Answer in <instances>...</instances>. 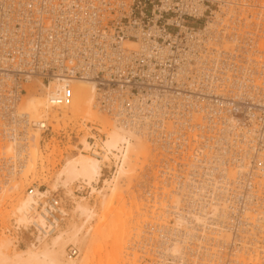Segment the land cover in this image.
Instances as JSON below:
<instances>
[{"label": "built area", "instance_id": "2783aa9c", "mask_svg": "<svg viewBox=\"0 0 264 264\" xmlns=\"http://www.w3.org/2000/svg\"><path fill=\"white\" fill-rule=\"evenodd\" d=\"M234 77L241 81L231 86ZM35 80L57 85L52 108L70 105L71 82L91 81L111 122L146 118L151 130L155 123L153 143L167 153L164 183L217 176L203 164L192 166L194 157L211 155L224 130L248 132V142L234 140L228 149L243 156L250 150L249 163L228 158L224 168H247L227 189L240 195L232 201L237 224L245 210L256 213L261 191L252 192L248 182L264 186V0H0V189L22 164L7 162L4 144L11 134L22 138L38 126L17 111ZM93 126L94 138L102 136ZM53 133L52 126L42 129V135ZM94 138H88L91 146ZM37 199L47 223L33 220L27 230L46 238L64 220L62 200L57 192ZM7 231L15 242L24 232L13 222ZM233 239L239 246L238 236Z\"/></svg>", "mask_w": 264, "mask_h": 264}, {"label": "bare ground", "instance_id": "6f19581e", "mask_svg": "<svg viewBox=\"0 0 264 264\" xmlns=\"http://www.w3.org/2000/svg\"><path fill=\"white\" fill-rule=\"evenodd\" d=\"M210 24L211 22H208L205 28L208 27L209 29ZM195 33L200 34L202 31L196 29ZM35 81L30 82L32 84L27 87V94L23 97L19 105V110L17 111L18 113L27 114L31 119L32 117L36 118V120L32 119V121L38 123V126L34 131L30 132L28 136L22 138L18 137V135L11 134L12 136L7 140L8 143L4 144L3 148L5 154L11 156L6 158L7 162H10L11 158L18 160V162L22 160V164L19 166L20 174H15L16 176L18 175L17 177L23 176L24 174H27L26 177H30V169H33V171L35 170V160L37 157L41 156L39 142L42 129L51 126L49 121L45 118V120L42 119L50 112L48 110L51 108V98H47L48 96L27 97V95L37 89L45 90L46 93L49 94L53 89L57 88V85L54 86L51 84L50 87L47 88L41 84L40 81ZM240 81L241 77H234V80L231 81V86L238 85ZM71 83H82V85L71 84L72 103H77V106L84 111V117L88 118V120L95 121L99 126L98 130L102 136L94 138L93 146L84 138L81 142L80 150H83L85 153L78 152L70 157L63 158L64 160L61 167L56 171L53 177V191H50L46 186L45 191H40L36 184H34L36 197L28 192L24 194V196L23 194L20 195V191L17 187L20 180L18 179L15 181L14 172L11 170L9 171V181L1 187L0 197L3 198V201L9 200L10 191L8 190L11 189V198L13 197V207L10 210V214H12L11 221L13 222V226L21 227L24 230V233H21H23V236L28 235L29 242L27 244V249L24 251L25 254L18 253L15 255L14 259H10L9 256L3 252V249H7L10 240L13 245L16 246L18 242L16 244L14 239L8 234V231L7 233L4 231V235L9 236L10 240L0 237V264H125L126 262L125 258L127 257L123 255L127 246L125 236L129 235L131 231L130 228L134 227L137 223V221L136 223L133 222V220L137 218V216L134 215V208L136 207V210L139 209V204L141 203L138 201H133V203L130 202L131 206L129 213L125 205L127 201L125 202L126 199L123 195V190H121L122 185L125 183L124 181H126L127 184V181L136 177V175L139 174L138 171L140 170L141 172L144 166L147 165L143 160H145L148 155L150 157L151 152L143 138L147 139L149 143L156 147L161 153L165 155L167 153L166 150L162 151L161 148H158V146L153 143V138H158V134H156L157 126L155 123L153 125L155 128L151 130V123L148 122L146 118L143 123L138 120H128L126 123L111 122L109 120L110 117L108 118L105 116L102 107L99 106L100 94H98L95 85L91 81H73ZM94 107L104 115H100L94 110ZM61 108L63 107L58 108V111H60L59 109ZM58 115L59 117L62 116L61 113ZM141 118L144 117L142 116ZM24 123L25 121L21 124ZM0 125L3 126L5 124L0 123ZM25 127L27 126L25 125ZM54 127H56V125ZM11 130L16 131V128L13 127ZM234 131V128L224 130L222 135L216 138L213 144L215 145L214 152L211 153V155H209V152H202L201 156H203V158L196 159V157H194L193 163L191 164L194 167L203 164L208 168L211 174L216 172L217 176L209 174V177H205L199 181L188 179L176 180L174 182L164 183V185L161 183L163 187L165 186L166 189L170 188L171 191H166L169 192L167 194L164 193L163 199L161 198L163 202H158L161 207L159 209L157 208L158 216L154 215L155 213L153 210L154 216L152 219L163 221L166 213H171L169 214L170 216L174 215V217L172 216L174 220L173 224L169 225L165 222V224L158 225L159 227L156 228V231L158 234L161 233L159 234L161 235L159 238H167V241L161 239L164 243L171 242V245H168L169 247L164 251L173 254V259L176 258L179 261L177 264H192L188 262L187 254L193 256V261H203V264H226V260L224 259V261L223 257L230 258L232 255L233 258H238L236 259L238 264H264V248L261 251H257L259 245L255 247L257 243H264V186L261 185L262 189L257 185L254 179H252V181L249 180L248 184L252 192L261 191L256 193L259 205L255 207L256 213H254L253 209H249L251 212L248 213L246 210L244 211L241 225L237 224L238 217L234 214L237 212V209H235L234 203H232V201L236 200L240 195H236L232 192L234 195L229 196L227 192V189L236 184L235 175L237 172L242 173L247 170V168L246 166H242V164H238L234 172L227 167L224 168L227 163L226 160L228 158L230 161L245 160L246 162L247 160V163H249V158L251 157L250 150H246L243 156L228 149L229 143L230 146L234 145V140L243 145L245 142L249 141L250 135L248 132H242L240 130ZM251 133L256 140H259L254 127ZM24 140L26 141L25 143ZM60 155L63 156L61 153ZM156 157L157 156L153 154L150 158L154 159ZM259 158V154L254 158L257 166ZM261 160L264 161V156L261 157ZM111 161L114 162L112 163L115 169L101 182L100 179L103 177V165L105 163L109 164ZM12 180L14 181L11 182ZM122 180H124L123 183H120ZM100 182L102 183V188L96 186ZM9 185H11V187L8 188ZM74 189H76L78 193L84 189L88 190V197L90 195H98L100 200V208L98 209L102 210V220L94 232H91L93 228L90 224L93 219L96 218L97 212H95L93 206H89L90 203L87 197L76 195L73 191ZM56 192L61 196L62 200L61 212L65 216L63 222L68 217L67 212L64 211L63 204L64 200L67 199L66 195H68V197L73 200V211L76 213L80 223L63 229L61 228L62 222L61 225L46 238L32 236L27 230V227L33 220H37L41 227H45L44 225L47 223L44 217L46 213L43 212L40 214L37 211V197L47 194L50 195ZM64 193L67 194L65 195ZM251 199L252 197L249 198L247 202ZM95 200H97L96 196ZM163 204L166 206L162 207L161 205ZM164 208L167 210H164ZM205 209L209 211H205ZM168 217L169 216H167V218ZM167 218H165L164 221ZM110 221L113 225H116L108 234V236L111 234L114 235V238L111 240L112 252L105 260H97V255L107 246L105 238L100 242L102 239L97 237V235L100 234L101 228H104ZM122 221H125V225L127 226H125L123 230H120L119 225ZM85 228L86 231L84 230ZM6 229L8 230L9 227H6ZM148 233L150 234V232ZM163 233H165V236H163ZM236 236H238V240L240 241L239 246H235L232 243V240L235 242L233 238ZM190 237L193 238L192 245H187ZM163 241H161L160 244H162ZM224 242H226V246ZM229 245L230 250L228 251L227 247ZM242 247L244 250H242ZM128 248H130V246ZM73 251L76 253L80 251L81 259L78 257L72 258L71 253ZM240 251L244 252L238 255L237 253H240ZM171 254L169 255L171 256ZM163 255L167 256L168 254L163 253ZM162 258L163 257H161L160 260H162ZM165 260L166 259H163L162 261ZM162 263L159 262V264Z\"/></svg>", "mask_w": 264, "mask_h": 264}, {"label": "rangeland", "instance_id": "374dc122", "mask_svg": "<svg viewBox=\"0 0 264 264\" xmlns=\"http://www.w3.org/2000/svg\"><path fill=\"white\" fill-rule=\"evenodd\" d=\"M74 85H82V83H77ZM53 91H54V89L49 94H47L45 90H42V89L38 90L37 89V90L31 92L29 95H27V97H29L31 95L39 96V97H47L48 96L47 98L50 99L51 94H53ZM51 108H52V106H51ZM51 108L48 110L50 112L46 115L47 118H46V116H44L42 119L45 118L47 121H49V124L52 126L54 133L52 135H41L40 142H39L40 155L41 156L37 157L35 160L36 161L35 170L33 171V169H30L31 170L29 172V173H31L30 177H26L27 174H24L23 176H19V177H17L18 175L17 176L15 175L14 180L15 181L18 179L20 180L18 182V186H17L18 190L20 191L19 192L20 195L23 194V196H24V194L27 193V188L30 186L35 187L34 184H36L37 187L38 186H46L50 191H53L54 188L52 187L53 186L52 182H53V177L55 176L54 174L61 167L65 157H70V156H72L78 152L85 153L83 150H80L82 140L84 138H86L88 140L89 137L94 138V135L92 134V132L90 130L92 127H94L93 125H97V124L95 123V121L88 120V118L84 117L83 116L84 111L77 106V103L73 104L72 99H71V103H70L69 107H63L64 109L61 108V109H59L60 111H58L57 108H52V109ZM94 110L97 111L100 115H104L103 113H100V111H98V109H96L95 107H94ZM59 113L62 114L61 117H59V115H58ZM48 118H49V120H48ZM32 119L36 120V118H33V117H32ZM42 119H40V120H42ZM55 125H56V127H54ZM95 128L98 130V127L95 126ZM98 132H99V130H98ZM143 140L148 145L149 151L152 153V154L150 153V157L153 156V154H155V156H157L156 158H154L156 161L154 159H152L153 157L150 158L148 155V157L145 160L142 159L143 161H145L147 163V165L144 166V168L141 172H140V170L138 171L139 174L136 175L137 178L134 177L130 181H127V184H126V181H124V180H122L120 182V183H123V181L125 182V183H123L121 190H123V195L126 199L125 202L127 201V203H125V205H126L128 212L130 213V206H131L130 202L133 203V201H135V202L138 201L139 203L142 204V205L139 204L140 205L139 209L136 210L135 209L136 207L134 208V210H135L134 215H136L137 218L134 219L133 222L136 223V221H137V223L134 225V227L130 228L131 231L129 232V235L125 236V242L127 245L125 248L126 252L125 251L123 252V255H125L124 257H127V258H125V261H126L125 264H159V262H161V263L163 262L164 264L165 263L166 264H177V263H179V261L176 258L173 259V254H171L169 252L168 253L165 252L166 251L165 249H167L171 245V242L170 243H166V242L164 243L163 240L167 241V238L166 237H164V239L159 238V236L161 237V235H159L161 233L158 234V232L156 231V228L159 227L158 225L165 224V222L168 223L169 225L173 224L174 223V220H173L174 215L170 216L169 214H171V213H169V214L166 213L164 215L165 218H167V216H169V217L165 221H164L165 218L163 219V221H159V220L156 221V219H154V218L152 219V217L154 215H157L158 209L161 208L159 206L158 202H161V203L163 202V200L161 201V198L163 199V195H165L164 193L167 194L169 192H166V191H171L170 188H167L168 189L167 190L165 188V186L163 187L164 182L161 179L162 178L161 177L162 176L161 171L163 170L162 166H163V161H164L165 157H164L163 153H161L156 147H154L151 143H149V141L147 139L143 138ZM55 148H57V149H55ZM60 153L63 156H61ZM152 160H154V161H152ZM112 162L113 161H111L109 164L105 163L103 165V173H102L103 177L100 179L101 182H102V180H104L108 176L109 173L114 171V169H115L114 164H113L114 162L113 163ZM156 171H157V173H156ZM14 180H12L11 182H13ZM101 182L96 186L97 187L100 186L99 188H102ZM11 185H9L8 188L11 187ZM8 191L11 192V189H9ZM22 191H23V193H22ZM73 191L78 196L87 197V200H89V203H90L89 206H91V207L93 206V208L95 209V212H97L96 218H94L90 224V226L93 228L91 232H94L97 229V226L99 225L100 221L102 220V218H101L102 210L98 209V208H100V204H99L100 200L98 198V195H90L88 197L89 193H88V190H86V189L82 190L79 193L76 189H74ZM10 192H9V195H10L9 200L3 201V198L0 197V201H1L0 202V237L7 238L9 240H10V237L7 235H4V231H5L6 227H10V228L12 227V221H11L12 214H10V210L13 207V201H12L13 197L11 198L12 194H10ZM64 194L66 195L67 193H64ZM95 196H96L97 200H95ZM66 197H67V199L64 200L63 204H64V209H65L64 211L67 212L68 217L66 216L67 218L65 219V221L61 225V228H63V229L68 228V227H72L74 224L80 223L76 213L73 211L74 210L73 200H71L68 197V195H66ZM157 204H158V206H157ZM161 206L165 207L166 205L163 204ZM164 210H167V209L164 208ZM115 226L116 225H113L112 222L110 221L108 224H106V226L104 228H101L100 234L97 235V237L102 239L100 242H102L104 238L107 242L106 243L107 246H105L103 248L102 252L97 255V257H96L97 260L98 259L105 260L106 257H108V255L112 252V241L111 240L114 238V235L111 234L110 236H108V234L112 229H114ZM125 226H127V225H125V221H122V223H120V225H119L120 230H123V228ZM151 226L152 227L155 226V227L152 228ZM86 228L84 229L85 231H86ZM149 229H150V231H149ZM148 232H150V234ZM23 233L21 235V238H19L18 244L16 242L17 246L13 245L12 241L10 240V244L7 247V249H3V252L5 254H7L10 259H14L15 255L18 253L19 254H25L24 251L27 249V244L29 242V239H28V235L23 236ZM147 233H148V235H147ZM163 236H165V233H163ZM141 237H142V239H141ZM161 239H163V240H161ZM192 239L193 238H191V237L189 238V240H188L189 243L187 245H192V241H193ZM131 240H133V241H131ZM161 241H163L162 244H160ZM262 243L263 242H261L260 244L257 243L255 245V247H258V245H259L258 249L256 248L257 251L263 250L264 243H263V245H262ZM224 245L226 246V242H224ZM129 246H130V248H128ZM242 246H243V244H242ZM161 247H162V249H161ZM147 248H149V249H147ZM259 248H261V249H259ZM161 250L163 251V253L168 254L167 255L168 257L163 255ZM227 250L229 251L230 249L227 248ZM242 250H244L243 247H242ZM79 252L75 256H72V258L78 257L81 259V253H79ZM243 252L244 251H242V252L240 251V253H237V254L241 255ZM78 254H80V255H78ZM169 254H171L172 257ZM161 257H163L162 260L163 259H166V260L165 261L160 260ZM231 258H232V260H231ZM234 258L232 255V257H230V258H224L223 257V260L224 259L226 260V264H234V262H235V264H238V262H236V259H238V258H235V261H234ZM157 259L159 260V262ZM187 259L189 260L188 262H191L192 264H203V261H198V262L193 261V256H190L189 254H187Z\"/></svg>", "mask_w": 264, "mask_h": 264}, {"label": "trees", "instance_id": "16d2710c", "mask_svg": "<svg viewBox=\"0 0 264 264\" xmlns=\"http://www.w3.org/2000/svg\"><path fill=\"white\" fill-rule=\"evenodd\" d=\"M31 96H34V95H31Z\"/></svg>", "mask_w": 264, "mask_h": 264}]
</instances>
